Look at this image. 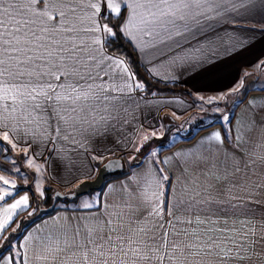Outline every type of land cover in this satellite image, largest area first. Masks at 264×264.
Returning a JSON list of instances; mask_svg holds the SVG:
<instances>
[{"label":"crops","instance_id":"0c3cea01","mask_svg":"<svg viewBox=\"0 0 264 264\" xmlns=\"http://www.w3.org/2000/svg\"><path fill=\"white\" fill-rule=\"evenodd\" d=\"M251 4L254 7L246 22L235 23L238 17L225 14L207 22L202 28H194L186 36L176 37L180 41L179 46L174 41L160 43L158 39L153 41L147 37L143 41L127 38L154 79L185 85L193 92V98L144 96L133 88L125 90V94L115 101L118 119L112 122L113 127L107 129L106 136L85 133L77 136V141L61 137L55 144L47 143L45 137L42 143L33 144L27 150L24 145L31 137L14 140L17 147L27 152L29 159L36 158L41 163L53 165L48 170L63 188L94 178L99 165L110 158L128 156L134 160V156L141 155V150L145 151L142 156L147 151L158 150L161 162L167 161L163 167L165 175L169 176L167 183L171 184L168 207L176 208L178 196L186 202L181 207H186L187 202L203 200L211 193L221 201L211 207L228 211L212 214L207 206L199 205L187 215L176 212L181 219H192V224L176 223L166 212L162 217L149 215L151 208L144 207L141 201L145 193L155 199L152 193L156 186L150 178L158 167L147 159L134 168L130 176L109 183L102 193L91 195V202L102 204V207H62L61 211L30 229L21 242V245H26L21 251L27 253L28 264H76L78 257L73 255L72 249L49 254L39 249L40 241L51 237L54 243L59 241L64 247V241L71 243L73 232L79 227L81 235L76 241L80 243L86 227L103 226L108 219L112 221L109 227L132 235L142 247L159 246L165 231L169 233L168 251H172L174 240L191 243L199 254L183 256L177 253L175 264H264V127L259 126L264 122V111H261L264 109V86L261 85L264 78V6L261 0H251ZM106 51L108 55L124 61V67L129 69L128 75L133 76L137 83L126 60ZM240 92L244 94L243 99L238 102L237 98L225 114L230 118V143L225 138L222 125H213L222 123L223 119H207L203 113L210 106L217 105L213 102L216 98L223 95L235 97ZM253 117L256 125L252 123ZM191 123L195 126L189 127ZM152 130H155V135ZM216 132L221 133L222 144L209 139ZM145 136H148L147 141ZM237 137H242L245 145L242 150L236 148ZM166 139L179 143L174 146L168 142L158 144V141ZM91 156L96 158L91 159ZM64 161L73 165L76 176L59 181L64 172L73 173L72 168L63 166ZM163 188L160 187L159 191L162 192ZM196 192L199 195H195ZM247 192H254L256 200L260 201L249 205L256 211L232 210L231 204L240 203L233 197ZM7 199L9 197L0 201V219L5 215L4 209L16 201L7 202ZM159 199L164 204V198L159 195ZM28 203L30 205L29 197ZM125 203L141 206L129 209L124 207ZM200 207H204V211H199ZM23 210H16L13 221ZM164 252L161 247L160 253L152 254L151 260H143L139 264H160L157 256ZM38 256L46 259H38ZM122 258V254L117 256L116 264H121ZM126 259L128 264H132L131 256ZM163 264H173V261L165 257Z\"/></svg>","mask_w":264,"mask_h":264},{"label":"snow or ice","instance_id":"6c2138e0","mask_svg":"<svg viewBox=\"0 0 264 264\" xmlns=\"http://www.w3.org/2000/svg\"><path fill=\"white\" fill-rule=\"evenodd\" d=\"M261 5L264 6V0ZM253 7L251 0H0V141L16 148L14 140L17 137H31L24 145L27 150L33 144L42 143L45 137L47 143L55 144L61 137L77 141V136L85 133L106 136L107 129L118 119L115 101L125 94V90L143 88L128 75L124 61L107 54L106 49L117 31L130 41H143L147 37L153 41L158 39L160 43L174 41L179 46L176 37L186 36L194 28H202L225 14L238 17L235 23L246 22ZM113 19L117 21L115 25ZM130 80L133 83H129ZM223 119L229 118L224 116ZM252 123L256 125L255 117ZM259 126L264 127V122ZM152 134H156L155 130ZM209 139L223 143L219 132ZM236 139V148L242 150L245 146L242 137ZM144 140L147 141L148 136ZM0 148L7 150L3 144ZM163 171L156 168L155 175L150 178L157 189L164 186L162 182L169 181ZM0 181L5 185L10 183L3 177ZM11 186L15 188L14 184ZM167 187L170 192L171 184ZM0 191L3 193L0 201L6 197L15 198L12 192ZM152 196L154 200L145 193L141 201L144 207L151 208L149 215L162 217L166 212L176 223L192 224V219H181L176 212L187 215L199 205L207 206L212 214L228 211L211 207L221 203L211 193L203 200L187 202L186 207H181L186 202L178 196L175 209L162 204L157 192ZM233 199H239L240 203L231 204V209L244 213H254L256 209L249 205L260 203L254 192ZM141 204L125 203L124 207L139 208ZM28 206V197L23 196L4 209L5 215L0 219V239H7L6 231L16 210ZM102 206L83 205L84 208ZM199 211H204V207ZM196 218L198 220V215ZM111 224L108 219L103 226L86 227L80 243L76 241L81 235V229L77 227L71 243L65 240L64 247L59 241L54 243L51 237L43 238L38 247L49 254L72 249L73 255L78 257L76 264H116V257L121 254V264H128L126 258L129 256L132 264H139L151 260L152 254L160 253L161 247L165 252L157 256L160 264L165 257L175 264L177 253L183 256L199 254L191 243L175 240L172 251H168L167 231L159 246L142 247L132 235L120 233L117 228L109 227ZM24 247L26 245H19L15 255H0V264L5 261L7 264H28L27 253L19 250ZM37 258L46 259L44 256Z\"/></svg>","mask_w":264,"mask_h":264},{"label":"rangeland","instance_id":"374dc122","mask_svg":"<svg viewBox=\"0 0 264 264\" xmlns=\"http://www.w3.org/2000/svg\"><path fill=\"white\" fill-rule=\"evenodd\" d=\"M261 85L264 86V78L261 81ZM249 86L250 84L247 85L248 88ZM242 95H244L243 92H240L239 96L241 97ZM239 96L237 95L235 97L234 96L228 97V96L223 95V96L216 98L215 101L213 102L217 103V105L210 106L209 110L206 109L203 115H205L207 119H213V120L223 119V117L226 116L225 114L227 113V111L230 110V108H232L233 103L236 101V99L238 98V102L243 99V96L241 98ZM202 119L203 118H201V120ZM201 120H200V123H201ZM229 122H230V118L227 121L223 119L222 124L228 129ZM193 126H195V124H192V123L189 124V127H193ZM158 142H159L158 144L160 145L165 142L166 143L168 142L167 143L168 145L173 144V146L176 143L177 144L179 143V141L173 140V139H166L162 142L160 141ZM0 144L5 145L7 149V150H4L3 148H0V151H1L0 177H3L4 179L10 182L8 185H5L3 184V181H0V190H7L15 194V198L14 199L12 198L10 202L15 201L17 197L23 196V195H28L29 200H30L29 208L23 210V211H26V213L20 217L19 223H17V225L13 227L11 231L7 233V237H9L12 232L14 233L18 229H20L22 226H24L27 223L26 221L32 218V217L29 218V216L33 215L34 213H38V211L42 210V208L45 207V205L47 204L48 201H50V199L51 200L54 199L57 193L69 194L74 190V188L77 185H79L83 181H86V180H82L79 183H77L74 187H71V188L70 187L63 188L59 182L55 181V179L52 177L53 175L50 174V171L48 170L53 165H49L48 162L47 164L45 162L41 163L36 158L29 159V155L28 154L26 155L27 152L20 149L19 147L12 148L10 147V145H6V142H3V141H0ZM147 152L148 153L146 155L142 156V154L145 153V151L141 150L140 151L141 155L134 156V160H131L130 157L125 156L123 158L125 166L128 168L133 165H139V164L144 163L147 159H150L151 161L155 162L154 164L156 167L164 170L163 163L161 162V159H162V157L160 156L161 152L158 150H155V151L152 150V151H147ZM153 152H156L155 156L152 155ZM93 158L94 156H91V159ZM66 162L67 161H64L63 166L67 165L68 167L72 168L73 173H71L70 171H67V172H64V175H63V171H62L61 174L63 175V177L59 178L58 179L59 181L67 179V178L71 179L74 176H76L75 175L76 172L74 171L73 165H68ZM163 174L165 175L164 171H163ZM12 184L15 185V188L11 186ZM167 185L164 183V188L162 192L159 191V189L155 188V192H157L158 195L164 198V205L166 206H167L169 195H170ZM100 191H93L92 193L81 196V198L79 197L76 198V200L75 199L74 200L61 199L58 201L56 210L61 211L60 208L62 207L63 208H69L73 206L83 207L85 203L95 204V201L91 202L90 197L91 195H94L95 193L97 194L98 192L102 193ZM41 193H43V195H41ZM0 194H3L2 191H0ZM24 216H28V217L26 218V220L22 222V219ZM12 239L14 238L7 239L8 243L11 245V248H12L10 253L8 254L15 255L18 250V246L21 245L22 241H20L19 245H17L16 242H18V240L15 242V241H11ZM19 250L21 251V249ZM0 255L6 256V254H2V253H0Z\"/></svg>","mask_w":264,"mask_h":264},{"label":"trees","instance_id":"16d2710c","mask_svg":"<svg viewBox=\"0 0 264 264\" xmlns=\"http://www.w3.org/2000/svg\"><path fill=\"white\" fill-rule=\"evenodd\" d=\"M117 21L115 19L112 20V24L115 25ZM111 26V25H110ZM115 30V29H114ZM107 50L115 55H118L122 57L126 62L128 63L129 67L131 68L132 72L134 73V76L136 78L137 83H141L143 85L142 89H138L139 93L143 94L144 96H156V95H164V96H174V95H180L186 98H193L194 94L193 92L185 85L178 84V83H164L160 82L156 79H154L146 70V68L143 66V64L140 61L139 55L135 48L132 46L130 41L124 36L122 33L117 31V35L113 38H111V42L109 43V46ZM222 125L224 128L223 131L225 133V138L228 142H232L231 136L229 134L230 126L225 127L222 123H214L213 125ZM124 160V159H123ZM101 165H99L100 167ZM138 165H133L131 167L124 168L123 171L118 172L116 174L109 175L105 178V184L104 187L101 189L100 192H103L106 186L114 181L122 180L128 176L131 175L132 170L136 168ZM169 184L166 182V185ZM171 192V191H170ZM92 193V192H91ZM84 196V195H83ZM170 196V195H169ZM81 197V196H80ZM79 197V198H80ZM12 199L10 197L7 199V202H9ZM61 199H57V203L55 206H53V200L50 199V201L47 202L44 208L42 210L38 211V213H34L33 215L29 216L27 223L22 226L20 229H18L16 232H12L7 239L14 238L11 241H17V245H19L20 241L24 238L26 233L35 225L43 221L44 219L51 217L56 212H58L57 204L58 201ZM65 200H72L69 198H65ZM76 200V199H75ZM61 209V208H60ZM56 211V212H55ZM26 213V211H23L18 214V216L14 219L13 223L10 227H8L6 231V236L9 231L13 227L19 223V219L21 216H23ZM28 216H24L22 219V222L26 220ZM7 239H0V253L2 254H8L11 251V247H9V243Z\"/></svg>","mask_w":264,"mask_h":264},{"label":"water","instance_id":"95a60500","mask_svg":"<svg viewBox=\"0 0 264 264\" xmlns=\"http://www.w3.org/2000/svg\"><path fill=\"white\" fill-rule=\"evenodd\" d=\"M124 168L125 163L121 156L110 158L99 167L97 175L93 179L83 181L69 194L57 193L53 199V206L56 205L58 198H69L74 200L93 191H100L104 187L105 178L107 176L121 172Z\"/></svg>","mask_w":264,"mask_h":264}]
</instances>
